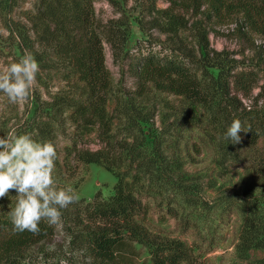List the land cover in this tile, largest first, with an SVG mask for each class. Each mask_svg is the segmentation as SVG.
Instances as JSON below:
<instances>
[{
  "label": "rangeland",
  "instance_id": "374dc122",
  "mask_svg": "<svg viewBox=\"0 0 264 264\" xmlns=\"http://www.w3.org/2000/svg\"><path fill=\"white\" fill-rule=\"evenodd\" d=\"M38 2L17 0L11 12L0 9V72L18 62L25 51L31 52L15 31L17 25L44 58L38 62L41 72L28 99L11 103L0 92V137L13 129L30 134L33 119H45L56 97L85 96L72 63L37 44L27 16ZM93 5L97 26L120 20L127 27L125 49L116 59L109 45L102 43L110 75L106 109L112 141L119 145V141L132 140L130 131L136 129L141 157L153 161V183L141 195L148 204L147 230L157 240H179L190 247V262L182 264H264V249L238 250L243 215L235 207L244 186L264 202V183L258 184L254 176L264 137L255 146L242 133L239 144L224 138L230 126V63L259 65L262 80L250 100L242 99L247 105L264 85V37L251 32L240 14H218L201 0H94ZM148 54L189 64L200 79L205 101L193 102L140 81L138 66ZM69 113L55 115L57 187H71L86 201L96 193L107 199L117 181L113 173L94 163L76 162L71 156L64 159L65 147L74 142L84 149L105 147L96 124L81 135ZM140 175L147 185L150 179ZM16 195L10 191L9 197L0 199V211L15 206ZM38 247L68 252V264H94L82 249L68 245L61 230L31 251ZM135 247V263L152 264L149 247Z\"/></svg>",
  "mask_w": 264,
  "mask_h": 264
},
{
  "label": "trees",
  "instance_id": "16d2710c",
  "mask_svg": "<svg viewBox=\"0 0 264 264\" xmlns=\"http://www.w3.org/2000/svg\"><path fill=\"white\" fill-rule=\"evenodd\" d=\"M201 1L210 4L218 14H240L243 24L251 32L264 37V0ZM16 4L17 0H1L0 9L11 12ZM93 4L94 0H39L36 10L27 16L37 44L42 48H52L58 56L72 63L73 73L86 89L84 98L56 97L49 104L52 114L47 113L45 119H33L29 133L39 142L50 141L55 145V115L67 110L81 135L89 133L91 129L88 127L96 124L105 147L84 149L74 142L72 146L65 147L64 159L71 156L76 162L104 167L117 178L114 192L107 199L99 198L98 193L91 201L80 198L61 209V220L57 224L41 221L38 234L14 230L8 213L15 206L0 211V264H68L70 257L66 251L40 247L31 251L59 230L68 240V245L82 249L94 264H136L135 244L149 247L152 264L190 262V247L179 240H157L145 226L148 204L143 202L141 195L151 188L154 171L151 169L153 161L141 157L137 134L133 132L136 129L130 131L132 140L119 141V145L112 141V122L106 109L110 75L102 43L109 45L116 59L125 49L128 32L120 20L111 26H97ZM14 29L35 59L43 61L21 27L17 25ZM259 72L258 64L230 63V125L234 119H240L242 126L250 129L242 135L252 146L264 137V85L259 86L260 90L247 105L242 103V99L250 100L253 90L262 80ZM137 73L140 81L151 83L158 90L184 96L197 103L206 99L200 79L182 60L148 54L140 62ZM137 130L140 131V127ZM259 152L254 176L261 184L264 183V145ZM140 174L150 179L147 185ZM258 196L250 191L249 186H244L235 206L243 215L237 244L242 253L252 248L264 249V202Z\"/></svg>",
  "mask_w": 264,
  "mask_h": 264
},
{
  "label": "clouds",
  "instance_id": "9594fccd",
  "mask_svg": "<svg viewBox=\"0 0 264 264\" xmlns=\"http://www.w3.org/2000/svg\"><path fill=\"white\" fill-rule=\"evenodd\" d=\"M40 72L38 61L31 52L25 51L18 62L0 72V92L11 103L25 101ZM249 131L240 119H234L224 138L239 144L240 134ZM57 159L56 145L50 141L39 142L30 134H17L15 129L0 137V199L9 197L10 191L17 193L16 205L8 213L15 231L38 234L41 221L57 224L61 209L79 201V194L73 188L57 187L54 177Z\"/></svg>",
  "mask_w": 264,
  "mask_h": 264
}]
</instances>
